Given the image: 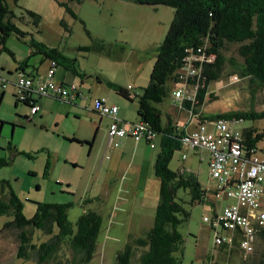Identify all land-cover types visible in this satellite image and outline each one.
Wrapping results in <instances>:
<instances>
[{"label": "rangeland", "instance_id": "obj_1", "mask_svg": "<svg viewBox=\"0 0 264 264\" xmlns=\"http://www.w3.org/2000/svg\"><path fill=\"white\" fill-rule=\"evenodd\" d=\"M5 1L15 14L12 21L27 32L24 38L11 34L7 39L6 46L14 53L15 59L27 57L32 39L56 47L63 57L72 60L75 69L83 75L84 84L81 87L87 98L79 106L52 100L47 102L43 112L29 117L28 106L22 102L16 104V96L11 89L7 90L0 103V157L9 159L10 163L0 167V181H9L27 218L35 213L37 202L70 203L68 219L74 226L78 216L86 209L99 212L102 226L96 250L85 264H116L115 256L127 241L144 236L151 227V213L158 200L159 179L153 173L152 163L144 161L139 153L134 161L127 153L129 156L122 159L117 173L116 169H109L107 164L113 149L108 151L110 158L105 159V123H100L99 116L86 108H89L91 99L103 96L109 102L124 103L128 107L127 115L136 118L135 103L117 94L102 80L140 93L149 81L157 47L169 29L174 8L131 0H84L70 3L71 14L59 4L65 0ZM27 9L40 14L38 27L32 23ZM237 46L235 43L226 44L224 54L240 63L242 59ZM37 57L38 54H33L27 61L38 65L35 62ZM0 61L10 65L14 63L5 51L0 52ZM28 68L31 70V66ZM60 69L63 67L60 66ZM233 69L227 62L221 79L209 85V94L204 102L207 110L216 113L263 110L264 87H255L238 73L236 79L233 78L234 73L229 76L227 73H232ZM210 93L215 96L213 100ZM155 105L162 113L163 122H166V112L174 117L182 118L184 115L175 109L170 94ZM252 125L262 127L264 119H244L238 126ZM92 139L94 143L90 146ZM159 139L160 133L155 141ZM158 151L159 147L153 150V154ZM183 151L187 153L185 160L181 159ZM199 154L196 150L177 148L168 166L172 170L185 171V175H194L204 187L214 188L215 181L209 175V153L203 151L201 156ZM47 162L49 166L45 172ZM130 163L132 166H129ZM137 167L142 168V172ZM108 177H111L110 182ZM179 194L183 199L182 205L190 211V217L179 226L183 252L176 255L182 264H213L208 256L213 254L214 259L217 258L218 249L214 247L208 223L203 221L204 214L212 216V209L204 203L190 205L187 191L181 190ZM85 199H90V202H84ZM216 202L219 204V200ZM11 219V215H0V229L4 222ZM36 234L44 238L41 232ZM263 246L259 243L255 251L262 250ZM17 248L18 241L12 230L1 231L0 264L21 263L23 259L17 257ZM138 253L139 250L136 251ZM70 254L71 251L65 248L64 255L70 257ZM241 257L249 261L252 256ZM22 264H35V261L30 259Z\"/></svg>", "mask_w": 264, "mask_h": 264}, {"label": "trees", "instance_id": "obj_2", "mask_svg": "<svg viewBox=\"0 0 264 264\" xmlns=\"http://www.w3.org/2000/svg\"><path fill=\"white\" fill-rule=\"evenodd\" d=\"M73 1L84 0H65L59 4L73 14L70 6ZM131 1L169 5L174 8V12L169 29L157 47L149 81L136 96L137 121L146 123L162 136L161 149L154 163L155 174L159 178L158 201L151 227L144 236L128 240L117 252L115 262L116 264H182L180 257L176 255L178 252L180 254L183 252V237L179 226L183 221L188 220L190 211L182 205L180 191L189 193L190 205L204 203L211 206L212 216L221 211L225 205L235 201L217 205L215 201L224 198H215L214 188L202 186L194 175H185L183 170L169 168L173 151L181 147L182 131L170 121L163 123L162 113L155 104L161 103L171 94L172 83L175 80L174 73L182 66L186 49L195 50L199 46L205 49V54H213L214 59L211 62H203L202 76L206 87L200 90L198 106L204 103L203 93L207 85L219 81L224 75L227 62L234 68L232 73H227L229 76L238 73L239 76L246 77L255 87H264V0ZM26 11L34 26L38 27L40 14L28 9ZM14 17L15 14L9 9L6 1L0 0V50L7 52L15 60L14 53L6 46L7 39L11 34H15L17 38H24L27 32L12 21ZM229 43L238 44L237 52L242 59L240 63L224 54L226 44ZM29 44L31 52L25 59H29L31 54H39L43 59H54L65 63L68 68L72 66L71 70L74 71L75 64L71 59L63 57L56 47H50L33 39ZM26 62V60L21 61L19 65L22 67ZM107 84L120 96L132 100L126 87L111 81H107ZM210 96L212 100L215 98L212 93ZM16 100L28 105L30 109L29 102L19 100L17 97ZM184 106L189 107V103L185 101ZM217 117L227 120L264 119V109L259 112L253 109L232 110L209 116V118ZM240 128L245 146L264 136V126L252 125ZM25 155L31 156L29 153ZM9 163V159L0 157V167ZM48 166L47 162L45 172ZM84 202H90V199H85ZM70 206V203L37 202L35 213L27 218L23 214L22 203L9 181L5 179L0 181V215L12 216L11 220L3 223L0 232L12 230L14 233L18 241L17 257L23 259L17 264L26 263V260L30 259H34L35 264H85L92 259L102 226V216L95 210L86 209L78 216L74 226L68 219ZM214 229V227L210 228L212 233ZM36 232H41L44 238ZM218 232L226 235L227 240L214 245L218 249L219 256L215 259L213 254L208 256L213 264H264V248L255 251L256 246L264 243V240H259L253 251L245 252L240 247L243 237L239 229L220 228ZM65 248L71 251L70 257L64 255ZM137 250H139L138 254H136ZM238 255L252 257L246 261Z\"/></svg>", "mask_w": 264, "mask_h": 264}, {"label": "built area", "instance_id": "obj_3", "mask_svg": "<svg viewBox=\"0 0 264 264\" xmlns=\"http://www.w3.org/2000/svg\"><path fill=\"white\" fill-rule=\"evenodd\" d=\"M186 52L182 58V66L174 73L171 94L181 108L185 107V101L190 104L188 115L191 119L194 118L197 124L180 134L181 147L196 152L207 151L209 175L215 181L214 197L235 199L234 203L225 205L215 216L204 214L203 221L208 223L209 228H215L214 245L227 240L226 235L219 234L220 228H237L243 237L240 247L245 252H251L259 240H264V136L245 146L244 136L238 126L243 122L242 119H202L199 113H195L194 110L201 106H198L200 90L206 87L202 76L203 62H211L214 55L205 54L202 46L195 50L186 49ZM57 65L56 60L50 59L48 68L37 79L25 75L22 71L16 72L13 83L15 95L17 99L31 104V115L39 110L36 99L41 96H54L68 102L80 96L75 83H59L54 80ZM237 77L233 76L235 79ZM8 83V78L0 74V97ZM208 87L209 85L203 93L204 101L209 94ZM93 108L100 115L112 118L108 126L107 147H117L120 139L124 137L150 144L158 134L142 121L127 124L119 122L118 106L109 103L105 97H96L93 100ZM186 157L187 153L182 152L181 159Z\"/></svg>", "mask_w": 264, "mask_h": 264}, {"label": "crops", "instance_id": "obj_4", "mask_svg": "<svg viewBox=\"0 0 264 264\" xmlns=\"http://www.w3.org/2000/svg\"><path fill=\"white\" fill-rule=\"evenodd\" d=\"M29 49H30V51H29V54L27 56H29L30 52H31V48H29ZM0 52H1V50H0ZM32 55L33 54H31V56ZM24 60L27 61L28 59L17 60V58H16L14 60L13 65H10V63H7V62L2 63L0 61V74L4 75V77H7L8 80H9V83H8L7 87L4 89V91L2 92V95L0 97V103H1V101H2V99H3V97H4V95H5L7 90L11 89V93L13 95H15L16 89H15V85L13 83L15 81L16 72L17 71H22L25 74H28L29 76H31L32 78L37 79L38 77H40L45 72V70L48 68L49 62H50V59H43L41 57V55H39V57H37V59H35V62H37L38 65H36L34 62L27 61L26 65H22V67H21L19 65V62L20 61H24ZM28 66H31V70H28L29 69ZM60 66H62L63 69H60ZM14 67H15V69L13 70ZM71 69H73L72 66H70V68H68V67L65 66V63L58 62V65L56 66V69L54 71V80L56 82H59V83L60 82L61 83H70V82L75 83L77 88H78V91L80 92V96L77 99H75V100H73L71 102L61 100L60 98H57V97H54V96H41V97L36 99L37 100L36 103L39 105V110L36 113H34V114H37L39 111L43 112L44 106L47 104V102L50 103L52 100H54V101H59L60 100V101H63L66 104L71 105V106H79V103H82V101H84V99L87 98L86 94L84 93V91H82V87H81V84L82 85L84 84V81H83L84 79L82 77L83 75L79 74V72L75 68H74L75 72L72 71ZM2 70H3V72H2ZM102 82L105 85H107L109 88H111L107 84V81H105V80L103 81L102 80ZM111 89L114 90L113 88H111ZM129 93H130V97H132V100H129V101H130V103H135V110H136V113H137L138 103H136V101H137V97L136 96L139 93H133L131 91H129ZM170 95H171V97L173 99V105H174L175 109L178 111V113H184V115H183L182 118L179 117V116H175L174 117V116H172V114L166 112V115H165L166 122L170 121V123L172 125L176 126L182 132L185 131V130H190V129L194 128L195 125L197 124V121L194 118L191 119L189 117V115H188V109L190 108V104H189V107L181 108L179 106L178 101L173 98L172 94H170ZM96 96H98V95H96ZM101 97H103V96H101ZM95 98L91 99V104L88 106L89 108H86L85 105H81V107L82 108H86L89 112L97 114L99 116L100 123L101 122L105 123L104 124L105 127L103 129H104V133L106 134V137H108L107 136L108 135V126L111 123L112 118L110 116L100 115L98 112H96L94 110V108H93V100ZM134 99H136V101ZM107 101L109 102L108 99H107ZM16 103H18V102L16 101ZM109 103H113V104H116L118 106L117 118H118L119 122H121L123 124H127L128 122H134V121L138 120L137 116H136V118H133V116L127 115L126 111H127L128 107L124 103L123 104L121 103L119 105L114 100H111ZM26 106H28V105H26ZM195 110H196L195 113H199L200 114V118H202V119L209 118V116L211 114L216 113V112H209V110H207V108H206L204 103L200 107H197ZM34 114H32V115H34ZM27 115L28 116L30 115V109H29V112H28ZM31 116H29V117H31ZM163 123H165V121ZM161 138H162V136L160 134V139H159L158 142L155 141L156 140V138H155L154 141L149 144V143H147L145 141H135L134 139H132L130 137H124V138L120 139V144L117 147H107V142H106V147H105L104 155H103L105 159L110 158V156H109L110 153H108V151L110 149H113L112 150L113 153H112L111 160L108 162L107 166L109 167V169L110 168H114V170L116 169V173H117L118 167L120 166V163H121V161H122V159L124 157L130 155L132 157L133 161H134L135 159H137V153H139V154H141L144 157V161H147V163H149V162L152 163V165H153V173H154L155 177H157L156 174H155L154 163H155V160H156V156L160 152V149H161ZM107 141H108V138H107ZM93 143H94V140L92 139V141L89 142V145L92 146ZM158 147H159V151L157 152V154H153V150L155 148H158ZM183 152H186V151H183ZM201 152H203V151L196 152V153H200L199 155L201 156ZM127 153H129V155ZM206 161H207V159H206ZM130 165H131V163L129 164V166ZM137 168L140 169V171L142 172V168H140V167H137ZM110 180H111V177H108V181L109 182H110ZM158 196H159V188H158ZM234 201H235V199H233V198H230V199L224 198V199L219 200V204L221 203V204L224 205L226 203L234 202ZM215 203H216V201H215ZM219 204H217V205H219ZM218 209H219V207H217V210ZM154 211H155V209L151 213L152 217L154 216Z\"/></svg>", "mask_w": 264, "mask_h": 264}]
</instances>
